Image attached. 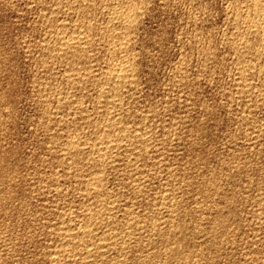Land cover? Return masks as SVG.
<instances>
[{"label":"rangeland","instance_id":"374dc122","mask_svg":"<svg viewBox=\"0 0 264 264\" xmlns=\"http://www.w3.org/2000/svg\"><path fill=\"white\" fill-rule=\"evenodd\" d=\"M57 1L55 0L54 3L53 0H0V170H4L0 174L4 178L0 177L3 180H0V195H2L0 197V264H54L60 257L61 262H57L58 264H65L66 262V264L82 263L79 261L78 254L70 257V259L68 258V260H66V257H68L66 254L62 255L60 251L62 238L58 231L64 224L66 227L71 225V227H77L79 225L77 227L79 228L81 225L83 226L85 224V214L89 211L90 206L95 205L93 208H103V211L106 212L99 216L101 218L99 220L102 221V215L103 219L106 218V220L111 215L110 219H115L114 227L117 228V232L119 234L123 232L119 237L124 236L123 238L126 239L122 241L123 238L118 237L117 241L119 242L115 246L120 247H111L112 249L110 248L111 250L108 251L105 257L100 256L99 253H95L96 257H94L93 254V256H90L93 260L91 261L89 257L87 264H162V262L163 264L165 262V264H264V40H261L259 35L256 36L257 34L254 35V33L248 32L243 17L238 13L237 5L246 0H150V3L147 0H122L123 2L121 0H95V2L94 0H87L90 3L88 4L89 7L91 6L92 9L91 7L85 9V5H87L85 0H80V2L79 0ZM119 1L120 3H118ZM130 1L134 2L135 7L137 5L136 9L133 4H130L133 3ZM60 3L62 5H59ZM104 4H108V7ZM71 6L74 9H71ZM112 7L118 10L121 9V11L127 9L125 12L138 9L141 14L134 23L137 27L133 25L134 28H130V33H132L130 38L132 39L129 38L128 45H126L128 46L127 50H129L124 53H119L121 51L115 49V52H118L112 54L113 51L109 49L110 45L104 42L110 36L102 29L108 23H106L108 19L106 12ZM140 7H143L142 10H140ZM93 9H95V12ZM81 10H83L85 17L80 12ZM85 10L90 13L85 12ZM50 11L54 12L53 16ZM103 11L107 17H105ZM247 12L251 13L250 10ZM247 12L246 14H248ZM47 14H50V20L52 18V20L57 21L53 20L54 24L49 18L47 21ZM71 15H73V18H71ZM89 17L90 19H88ZM69 18L72 20H69ZM64 20H68V24ZM60 22L65 27L61 24L57 25ZM72 23L78 26L75 27ZM85 23L91 26L93 30H97H94L95 33L98 32L95 37L99 38V35L101 36L99 39L94 38L93 46L87 47L86 54H90L92 57L94 55V58L92 59L89 55L92 59V62L88 63L90 66L86 64L82 67L81 70L86 67V69L88 68L87 73L88 71L91 72L87 74L84 69L83 73L89 76L88 79L85 78L87 80L84 79L81 83L75 79V71L71 68L68 69L69 67L67 68L66 57L60 56L57 58L56 55L54 57L56 51L52 49H57L59 46L58 42H54L58 41V36L66 35L69 31L73 33L76 29L83 28ZM95 25H98V27ZM50 33L56 35L58 33V35ZM49 36L54 37L56 40ZM112 36L114 37L115 34H112ZM245 37L249 45L243 46L239 42V38ZM102 38L103 40H101ZM97 42L99 43L97 44ZM45 44H48L46 48ZM94 49L96 50L94 51ZM46 51L48 53L50 51V53L48 54ZM89 51L90 53H88ZM91 51L93 54H91ZM104 52H107V54ZM119 54L123 57H119ZM44 57H49V59H44ZM96 59L99 60L96 61ZM122 59L131 61L132 66L136 65L133 66V69L136 70H134L135 76H133V82L132 80L128 81L127 86L124 85L125 88L123 87L121 91V93H125V95L121 94L120 100V106L123 105V110L120 109L121 107L110 108L107 113L112 112L117 119H120L116 122L120 125L115 124L116 129L124 126L133 136L138 135L139 132L141 134L146 133L147 136L145 134L146 137H143L146 138V141L143 140L147 144L144 143L145 146L142 144V150L140 149L141 152L138 153L140 156L138 154H130L129 156L126 148L123 147L119 148L121 151L117 149L112 152V154L115 153L114 156H111L112 163H110L111 165L108 164V167L105 166L109 169L104 167L102 171L105 170L106 172H103V175L102 172L100 173L103 179L105 176V179L102 180L104 183L101 186L105 190L101 187L100 189L104 191L102 193L106 196L102 195L105 198L99 196V198L101 197L99 199L98 196H95V193L89 192L91 191V182L88 183V181L90 179L92 181L94 175L91 178L90 173L92 172L88 169L90 168L88 158L85 156L84 160L82 159L80 162L83 164L79 163L76 167L70 155L63 150L64 148L59 140L62 142L70 137H79L82 133V135L91 136L90 142L83 141V146L80 144L81 148H85L88 152L91 151L89 152L92 153L90 157H96L95 159L100 157L104 150H102L101 140L94 139L95 136H98L96 130L100 127H97L95 117H99L102 112V114L106 113V110H102L99 105L100 102L103 103L102 100L105 97L101 98L102 94L100 92L103 86L96 79L98 77L99 80L103 79L104 75L111 69L110 64L114 68ZM43 60L46 62H43ZM42 63L47 67L42 66ZM247 64L248 66H246ZM90 68L91 70H89ZM93 70L95 71L94 74H92ZM103 72L104 74H102ZM68 73L70 77H68ZM72 78L75 80H72ZM89 80L90 82H88ZM74 81L76 82L74 83ZM96 81L97 84H95ZM131 83H135L136 86L135 84L134 86L131 85ZM73 85H77L79 88L73 87ZM45 86H48V88ZM38 90L41 92L39 93ZM53 90L57 92L55 93ZM60 93H67L68 96ZM65 97H69V100L72 101ZM68 101L73 103L72 108L71 103H68ZM77 101L80 103H77ZM59 104L62 106H59ZM78 104H82V106ZM96 104L99 109L95 106ZM96 108L100 111H96ZM75 109H78L77 113ZM112 110L116 111L113 112ZM83 111L85 114H83ZM120 112L121 114H119ZM84 116L85 118H82ZM71 119L77 120V122H73ZM145 124L147 127L144 126ZM132 129L133 132L135 130L137 133H133ZM94 131L96 134H93ZM94 142L97 144H94ZM87 143L88 145L90 143V145L88 146ZM94 146L95 148L97 146L98 150L93 148ZM85 149L83 150L87 152ZM144 149H147L146 152ZM142 156L146 157L142 159ZM131 162L134 163H132L134 169L130 164ZM66 168L68 170L72 169L73 173L70 174L71 170L68 171ZM86 169L90 173L86 172L88 171ZM140 171H143V173ZM5 172L8 174L3 175ZM140 174H144V177ZM136 176L137 178L138 176L141 177V179L137 180ZM5 178L7 181H5ZM54 178L56 182H61L55 183ZM8 185L11 187H8ZM48 186L52 191L49 190ZM11 188L14 190L9 191ZM58 191L59 193H57ZM87 192H89L87 195L91 197L88 198ZM12 194L13 197H11ZM47 194H51V196ZM86 196L87 198H85ZM98 199L102 203V200H104L103 207V204L99 205L101 202ZM105 199H110L111 202L114 199L113 201H116V204L114 203V205L113 202L107 204ZM111 208L114 212L110 210L112 213H107L108 209ZM69 209L72 211L71 214L68 211ZM85 209L88 211L86 210V212ZM65 212L67 213L65 214ZM128 212H130V215ZM63 214L67 218H64ZM218 216H220L218 219L221 216L222 218L217 220ZM172 218H175L174 223ZM215 219L216 221H214ZM221 220H223V223L221 222L218 225L217 223H220ZM59 223L64 224L60 225ZM130 223L133 231L130 228L127 230L126 226H131ZM133 223H136L134 224L136 228ZM169 223L171 224L169 225ZM214 223H216L217 228ZM58 224L59 227H57ZM98 224L99 227L103 226L100 221ZM171 227L173 230L170 229ZM175 228L177 232L174 231ZM129 234H132V236L130 237ZM180 238L183 242L180 241ZM98 239L97 237L96 241ZM124 242H126L125 245ZM121 246H126L125 251L120 250L122 249ZM142 247L143 249H141ZM78 249H81V247L77 248L75 253L80 252ZM50 251L52 252L50 253ZM55 252H58L59 257ZM178 254L180 255L178 256ZM97 255L99 256L97 257ZM196 257L197 259L194 260Z\"/></svg>","mask_w":264,"mask_h":264},{"label":"bare ground","instance_id":"6f19581e","mask_svg":"<svg viewBox=\"0 0 264 264\" xmlns=\"http://www.w3.org/2000/svg\"><path fill=\"white\" fill-rule=\"evenodd\" d=\"M54 1V3H55V0H53ZM57 1V0H56ZM59 1V0H58ZM57 1V2H58ZM61 1V0H60ZM71 1V0H70ZM86 2H87V0H85ZM90 1V0H89ZM108 1V0H107ZM118 1V0H117ZM122 1V0H121ZM126 1V0H125ZM124 1V2H125ZM134 1V0H133ZM133 1H130V2H133ZM136 1V0H135ZM138 1V0H137ZM147 1H149V3H150V0H147ZM44 2V1H43ZM78 2V1H77ZM79 2H80V0H79ZM79 2H78V5H79ZM92 2V1H91ZM94 2H95V0H94ZM93 2V3H94ZM123 2V1H122ZM121 2V3H122ZM129 2V3H130ZM241 2V1H240ZM72 3V2H71ZM99 3H100V1H99ZM118 3H120V1L118 2ZM142 3V2H141ZM242 3V2H241ZM34 4V3H33ZM41 4V3H40ZM45 4H46V2H45ZM58 4V3H57ZM66 4V3H65ZM75 4V3H74ZM86 4V3H85ZM84 4V5H85ZM88 4H90L89 2H87V5ZM97 4V3H96ZM101 4V3H100ZM103 4V3H102ZM125 4V3H124ZM130 4H133V7L136 9L137 8V5H136V7L134 6V2L133 3H130ZM138 4V3H137ZM142 4H145V3H142ZM53 5V4H52ZM59 5H62V3H60ZM82 5V4H81ZM87 5H85L86 6V8L85 9H87V7H89V5L87 6ZM105 5V4H104ZM113 5H116V4H113ZM126 5V4H125ZM124 5V6H125ZM139 5V4H138ZM50 6V5H49ZM70 6V5H69ZM83 6V5H82ZM97 6H98V4H97ZM100 6V5H99ZM105 6H107L108 7V4L107 5H105ZM112 6V5H111ZM118 6V5H117ZM130 6V5H129ZM140 6V5H139ZM139 6H138V8H139ZM142 6V5H141ZM55 7V6H54ZM74 7H76V6H74ZM79 7V6H78ZM91 7V6H90ZM89 7V8H90ZM101 7V6H100ZM103 7V6H102ZM132 7V8H133ZM237 7H238V13H240L241 14V16L243 17V19H244V21H245V23H246V25H247V30H248V32L249 33H254V35L255 34H257L256 36H260V39L261 40H264V0H246V1H244L242 4H240V5H237ZM60 8H61V6H60ZM69 8V7H68ZM88 8V9H89ZM95 8V7H94ZM120 8V7H119ZM124 8V7H123ZM126 8H127V6H126ZM131 8V9H132ZM141 8V7H140ZM143 8V7H142ZM142 8L140 9V10H142ZM147 8V7H146ZM50 9V8H49ZM53 9V8H52ZM51 9V10H52ZM59 9V8H58ZM57 9V10H58ZM71 9H74L73 8V6H71ZM75 9H78V8H75ZM82 9V8H81ZM91 9H92V7H91ZM97 9H98V7H97ZM97 9H96V11H97ZM103 9H104V7H103ZM129 9V8H128ZM61 10V9H60ZM60 10H59V12H60ZM101 10H102V8H101ZM100 10V11H101ZM124 10V9H123ZM123 10L121 11V9L120 10H118V9H115V8H111V9H109V10H107V16H108V19H107V21H106V26L102 29V30H104V31H106V33H109V38L106 40V41H104V42H107L109 45H110V50L111 51H113L112 52V54L115 52V49H117V50H120L121 52H119V53H124V52H126V51H128L127 50V47L128 46H126V45H128V40H129V38H130V34L132 35V33H130L131 31H130V28L131 27H133V25H135L134 23L136 22V20L138 19V17H139V10L137 9V10H134V11H127V12H125V10H127V9H125L124 10V12H123ZM250 10V12L251 13H248L247 11H249ZM62 11V10H61ZM72 11H74V10H72ZM71 11V12H72ZM77 11H79V10H77ZM90 11V10H89ZM93 11L95 12V9H93ZM99 11V10H98ZM105 11V10H104ZM103 11V12H104ZM52 11H50V13H51ZM57 12V11H56ZM55 12V13H56ZM70 12V11H69ZM80 12H82L83 13V10H81ZM79 12V13H80ZM85 12H88L87 10H85ZM92 12V11H91ZM246 12L248 13V14H246ZM53 14H51L52 16L54 15V12H52ZM67 13V12H66ZM88 13H90V12H88ZM93 13V12H92ZM98 13V12H97ZM97 13H95V14H97ZM99 13H101V12H99ZM46 14V13H45ZM59 14H61V13H59ZM67 14H69V13H67ZM72 14H73V12H72ZM103 14V13H102ZM48 15V14H47ZM50 15V14H49ZM49 15H48V17H46L47 18V21H48V18H49ZM58 15V14H57ZM84 17H85V14L83 13L82 14ZM86 15H88V14H86ZM94 15V14H93ZM100 15V14H99ZM104 15H105V12H104ZM105 15V17H107ZM141 15V14H140ZM239 15V14H238ZM40 16V15H39ZM59 16V15H58ZM64 16V15H63ZM66 16V15H65ZM73 15H71V18H73L72 17ZM83 16H82V18H83ZM90 16V15H89ZM103 16V15H102ZM51 17V16H50ZM78 17H80V16H78ZM91 17V16H90ZM90 17L88 18V19H90ZM96 17V16H95ZM98 17V16H97ZM141 17V16H140ZM64 18H68V17H64ZM71 18H69V20L71 19ZM77 18V17H76ZM81 18V17H80ZM79 18V19H80ZM87 18V17H86ZM92 18H93V16H92ZM92 18H91V20H92ZM103 18H104V16H103ZM239 18V17H238ZM58 19H59V17H58ZM101 19V18H100ZM49 20H50V18H49ZM51 20H52V18H51ZM50 20V21H51ZM54 20V19H53ZM52 20V21H53ZM62 20H63V18H62ZM72 20V19H71ZM85 20V19H84ZM95 20V19H94ZM240 20V19H239ZM51 21V22H52ZM55 22L57 21V20H54ZM54 21H53V24H54ZM66 20H64V22H65ZM68 21V20H67ZM66 21V22H67ZM76 21V20H75ZM237 21V20H236ZM243 21V22H244ZM51 22H49V23H51ZM77 22V21H76ZM239 22V21H238ZM43 23V22H42ZM70 23V22H69ZM84 23V22H83ZM86 23H89V22H86ZM86 23L85 24H83V25H85V26H83V28H79V29H76V31H74L73 33H71L70 31V33L68 34H66V35H62V36H58V38L56 37L57 35H58V33H57V35L56 34H54V33H50V34H54V35H56L55 37L58 39V41H54V42H58L59 43V46L57 47V49L55 48V49H52V50H55L54 52V57H55V55L57 56V58L58 57H60V56H65L66 57V60H65V63H67V68L68 69H70L71 68V70H74L75 71V79L76 80H78V82H83L84 81V79L87 77V79H88V76H87V74L89 73V72H91V71H88V73H87V70H88V68L86 69V67L85 68H83V70H81L82 69V67H84V65L86 66V64L88 65V63H91L92 62V59L94 58V55H93V57L91 56V58H90V56L88 55V54H86V50H87V47L89 46V48H90V46H93V44H94V38L96 39V37H95V34H97L98 35V32H96L95 33V31H97V30H93V28H91V26H89V25H86ZM139 23V22H138ZM61 24V22L59 23V24H57V25H60ZM67 24H68V22H67ZM73 24V23H72ZM74 24H75V22H74ZM73 24V25H74ZM79 24H80V22H79ZM92 24V23H91ZM95 24V23H94ZM93 24V25H94ZM103 24V23H102ZM101 24V25H102ZM140 24V23H139ZM56 25V26H57ZM61 25H63V24H61ZM93 25H92V27H93ZM101 25H100V27H101ZM241 25V24H240ZM242 25H244V24H242ZM52 26V25H51ZM64 27H65V25H63ZM68 26V25H67ZM67 26H66V28H67ZM75 27L76 26H78V25H74ZM79 26H81V25H79ZM95 26H97L98 27V25H95ZM136 26V25H135ZM60 27V26H59ZM63 27V28H64ZM96 27V28H97ZM100 27H99V32H100ZM137 27V26H136ZM56 28V27H55ZM58 28V27H57ZM60 28H62V27H60ZM68 28H70V27H68ZM102 28V27H101ZM134 28V27H133ZM241 28V27H240ZM44 29H45V27H44ZM53 29H54V27H53ZM244 29V28H243ZM242 29V30H243ZM59 30V29H58ZM61 30V29H60ZM59 30V31H60ZM64 30V29H63ZM69 30V29H68ZM70 30H71V28H70ZM44 31V30H43ZM55 31V30H54ZM62 31V30H61ZM66 31H67V29H66ZM238 31V30H237ZM240 31V30H239ZM51 32V31H50ZM52 32H53V30H52ZM241 32V31H240ZM238 33V32H237ZM246 33V32H245ZM61 34H63V33H61ZM103 34V33H102ZM112 34L114 35L115 34V36L113 37L112 36ZM243 34V33H242ZM241 34V35H242ZM108 35V34H107ZM134 35V34H133ZM100 36L101 35H99V38H100ZM111 36H112V38H111ZM50 38H54V37H51V36H49ZM239 37V36H238ZM243 37V36H242ZM251 37V36H250ZM98 38V37H97ZM98 38V39H99ZM134 38V37H133ZM237 38V37H236ZM55 39V38H54ZM132 38H130V40H131ZM233 39H235V38H233ZM248 39V38H247ZM46 40V39H45ZM56 40V39H55ZM101 40H103V38L101 39ZM231 40V39H230ZM235 40H237V39H235ZM249 40V39H248ZM50 41V40H49ZM238 41V40H237ZM259 41V40H258ZM51 42V41H50ZM239 42H241L242 44H243V46L244 45H249V43H247V40H246V37L245 38H239ZM47 43V42H46ZM96 43V42H95ZM99 42H97V44H98ZM101 43H103V42H101ZM131 43V42H130ZM235 43V42H234ZM261 43V42H260ZM49 44V43H48ZM48 44H45V48H46V46L48 45ZM56 44V43H55ZM42 45H43V43H42ZM96 45V44H95ZM101 45V44H100ZM103 45H104V43H103ZM107 45V44H106ZM135 45V44H134ZM236 45V44H235ZM40 46V45H39ZM53 46H55V45H53ZM57 46V45H56ZM102 46V45H101ZM105 46V45H104ZM239 46V45H238ZM29 47V46H28ZM50 47V46H49ZM49 47H47V48H49ZM98 47V46H97ZM96 47V48H97ZM107 47H109V46H107ZM32 48V47H31ZM54 48V47H53ZM95 48V47H94ZM105 48V47H104ZM49 49H51V48H49ZM98 49H99V47H98ZM100 49H102L101 47H100ZM108 49V48H107ZM108 49V50H109ZM134 49V48H133ZM96 49H94V51H95ZM106 50V49H105ZM104 50V51H105ZM243 50H244V48H243ZM92 51H93V49H92ZM91 51V54H93V52ZM47 52V51H46ZM97 52V51H96ZM108 52V51H107ZM107 52L105 53V54H107ZM116 52H118V51H116ZM115 52V53H116ZM48 53V52H47ZM49 53H50V51H49ZM48 53V54H49ZM53 53V52H52ZM88 53H90V51L88 52ZM132 53V52H131ZM101 54V53H100ZM111 54V55H112ZM118 54V53H117ZM42 55H44L43 53H42ZM120 56L119 57H123V56H121V54H119ZM129 55H131L130 53H129ZM106 56V55H105ZM114 56V55H113ZM128 56V55H127ZM126 56V57H127ZM52 57V56H51ZM104 57V56H103ZM102 57V58H103ZM110 58H111V56H109ZM115 57H117V56H115ZM114 57V58H115ZM125 57V58H126ZM131 57V56H130ZM46 57H44V59H45ZM96 58V57H95ZM99 58H101V57H99ZM106 58V57H105ZM128 59H129V57H127ZM132 58V57H131ZM46 59H49V57L48 58H46ZM117 59H118V57H117ZM41 60H42V58H41ZM99 59H96V61H98ZM111 60H112V58H111ZM120 60V59H119ZM130 60V59H129ZM129 60H127V59H122L121 61H119V62H116V63H119V64H117V65H115V67L114 68H112V66H111V64H110V67H111V69L109 70V69H107V70H109L105 75H104V78L103 79H101V80H99L98 78L96 79L98 82H99V84H101L103 87H102V91L100 92V94H102V96H101V98H104V100H102L103 101V103L102 102H100V101H98V102H100L101 104H99L100 105V108H102V110H106V113L107 112H109L108 111V109H116L117 107H121L120 109H122L123 110V108H122V106H120V100H121V94H124L125 95V93L123 92V93H121V91H122V89H123V87L125 88V86L124 85H126L127 86V82L128 81H131L132 80V82H133V76H135L134 75V70L135 69H133V66L130 64V62L131 61H129ZM131 60H133V58L131 59ZM45 60H43V62H44ZM118 61V60H117ZM46 62V61H45ZM55 62V61H54ZM62 62V61H61ZM60 62V63H61ZM63 62H64V60H63ZM63 62H62V64H63ZM48 63V62H47ZM46 63V64H47ZM57 63V62H56ZM59 63V64H60ZM95 64H96V62H94ZM112 63V62H111ZM44 63H42V66H45V65H43ZM49 64V63H48ZM106 64H107V62H106ZM109 64V63H108ZM114 64H115V62H114ZM133 64V63H132ZM136 64V63H135ZM92 65V64H91ZM97 65V64H96ZM98 65H99V62H98ZM242 65H243V63H242ZM64 66V65H63ZM88 66H90V65H88ZM87 66V67H88ZM93 66V65H92ZM103 66V65H102ZM136 66V65H135ZM134 66V67H135ZM246 66H248V64L246 65ZM40 67V66H39ZM45 67H47V65L45 66ZM98 67V66H97ZM97 67H94V68H97ZM107 67V66H106ZM50 68V67H49ZM53 68V67H52ZM60 68V67H59ZM62 68V67H61ZM93 68V69H94ZM101 68V67H100ZM248 68V67H247ZM45 69V68H44ZM64 69V68H63ZM86 70V73H83V71H85ZM46 70H47V68H46ZM49 70V69H48ZM50 70H51V68H50ZM66 70V69H65ZM89 70H91V68L89 69ZM95 70V69H94ZM92 71L93 73L92 74H94V72L95 71ZM52 71V70H51ZM136 71V70H135ZM46 72V71H45ZM48 72V71H47ZM50 72V71H49ZM57 72H58V70H57ZM67 72H68V70H67ZM66 71H65V73H67ZM104 72L102 73V74H104ZM242 72V71H241ZM72 73V72H71ZM70 73V75H72V74H74V73H72L71 74ZM97 73V72H96ZM95 73V74H96ZM90 74V73H89ZM241 74V73H240ZM64 74L62 73V76H63ZM41 76V75H40ZM47 76V75H46ZM51 76H52V74H51ZM59 76V75H58ZM58 76H57V78H58ZM61 76V77H62ZM66 76V75H65ZM91 76V75H90ZM94 76H96V75H94ZM103 76V75H102ZM60 77V78H61ZM68 77H70L69 76V73H68ZM68 77L66 76V78L68 79ZM71 77H73V76H71ZM93 77V76H92ZM97 77V76H96ZM90 78V77H89ZM95 78V77H94ZM102 78V77H101ZM136 78L138 79V77L136 76ZM61 79H63V78H61ZM65 79V78H64ZM74 78H72V80H73ZM74 79V80H75ZM87 79H85V80H87ZM136 79V80H137ZM66 80V79H65ZM70 80V79H69ZM93 80V79H92ZM95 80V79H94ZM93 80V81H94ZM92 81V82H93ZM95 82V84H97L98 82ZM51 82V81H50ZM70 82H71V80H70ZM76 81H74V83H75ZM86 82V81H85ZM88 82H90V80L88 81ZM91 82V83H92ZM135 82V81H134ZM137 82V81H136ZM41 83V82H40ZM39 83V84H40ZM51 83H53V82H51ZM69 83V82H68ZM73 83V82H72ZM73 83V84H74ZM43 84V83H42ZM42 84H40V85H42ZM58 84V83H57ZM88 84V83H87ZM93 84V83H92ZM128 84H130V83H128ZM135 84V83H134ZM134 84H132L131 83V85H133L134 86ZM44 85V84H43ZM55 85V84H54ZM61 85V84H60ZM67 85H69V84H67ZM72 85V84H71ZM82 85V84H81ZM248 85V84H247ZM52 87H53V85H51ZM66 86V85H65ZM75 85H73V87H74ZM99 86V85H98ZM135 86H136V84H135ZM41 87V86H40ZM45 87H47L48 88V86H45ZM44 87V88H45ZM68 87V86H67ZM72 87V86H71ZM75 87H77V85L75 86ZM84 87H85V85H84ZM83 87V88H84ZM108 88V89H106V88ZM132 87V86H131ZM39 88V87H38ZM42 88H43V86H42ZM51 88V87H50ZM58 88V87H57ZM77 88H79V87H77ZM81 88V87H80ZM93 88V87H92ZM101 88V87H100ZM246 88V87H245ZM39 89H41V88H39ZM53 89V88H52ZM55 89V88H54ZM71 89H73V88H71ZM70 89V90H71ZM99 89V88H98ZM97 89V90H98ZM137 89V88H136ZM243 89V88H242ZM44 90V89H43ZM68 90V89H67ZM81 91H82V89H80ZM101 90V89H100ZM126 90V89H125ZM128 90V89H127ZM244 90V89H243ZM39 91V90H38ZM54 91V90H53ZM59 91V90H58ZM65 91V90H64ZM86 91H88V90H86ZM41 91H39V93H40ZM43 92V91H42ZM48 92V91H47ZM52 92V91H51ZM55 92V91H54ZM54 92H53V94H54ZM57 92V91H56ZM55 92V93H56ZM68 92H70V91H68ZM83 92V91H82ZM98 92V91H97ZM261 92V91H260ZM45 93H46V91H45ZM63 93V92H62ZM65 93V92H64ZM72 93V92H71ZM96 93V92H95ZM130 93H131V91H130ZM241 93H243V92H241ZM43 94V93H42ZM47 94V93H46ZM45 94V95H46ZM51 94V93H50ZM58 94H59V92H58ZM61 94V93H60ZM84 94V93H83ZM90 94V93H89ZM99 94V95H100ZM133 94V93H132ZM262 94V93H261ZM44 95V94H43ZM61 95H67V93L66 94H61ZM92 95V94H91ZM98 95V94H97ZM50 96V95H49ZM48 96V97H49ZM52 96V95H51ZM64 96H63V99H64ZM68 96V95H67ZM3 97V96H2ZM43 97V96H42ZM47 97V96H46ZM60 97V96H59ZM96 97V96H95ZM100 97V96H99ZM98 97V98H99ZM124 97V96H123ZM130 97V96H129ZM44 98V97H43ZM42 98V99H43ZM52 98H54V97H52ZM66 98V97H65ZM81 98V97H80ZM100 98V99H101ZM4 99V98H3ZM46 100L48 99V98H45ZM55 99V98H54ZM58 99V98H57ZM60 99V98H59ZM62 99V98H61ZM66 99H68L69 100V97L68 98H66ZM66 99H65V101H66ZM82 99V98H81ZM77 100V99H76ZM45 101V100H44ZM50 101V100H49ZM69 101H72V100H69ZM68 101V103H71V102H69ZM80 101V100H79ZM79 101H77V103H80ZM123 101V100H122ZM132 101V100H131ZM41 102V101H40ZM62 102H63V100H62ZM62 102H60V103H62ZM67 102V101H66ZM96 102H97V100H96ZM2 103V102H1ZM76 103V104H77ZM46 104H48V103H46ZM50 104V103H49ZM48 104V105H49ZM57 104V103H56ZM66 105H67V103H65ZM73 103H71V105H72ZM75 104V103H74ZM124 104V103H123ZM48 105H46V106H48ZM51 105V104H50ZM61 104H59V106H60ZM63 106H64V103L62 104ZM61 105V106H62ZM78 105H80V104H78ZM43 106H45V105H43ZM77 106V105H76ZM80 106H82V104L80 105ZM95 106H97V108L99 107L97 104L95 105ZM133 106V105H132ZM66 107V106H65ZM73 107V105L71 106V108ZM125 107H127V106H125ZM50 108V107H49ZM54 108V107H53ZM76 108V107H75ZM77 108H78V106H77ZM81 108H83V107H81ZM96 108V109H97ZM51 109V108H50ZM68 109V108H67ZM80 109V108H79ZM85 109V108H84ZM83 109V110H84ZM95 109V110H96ZM99 109V108H98ZM96 110V111H100V110ZM119 109V108H118ZM78 110V109H77ZM77 110L75 109V111H76V113H77ZM102 110H101V112H102ZM136 110H137V108H136ZM58 111H62V110H58ZM65 111V110H64ZM71 111V110H70ZM74 111V112H75ZM80 111V110H79ZM87 111V110H86ZM113 111V110H112ZM116 111V110H115ZM115 111H113V112H115ZM118 111V110H117ZM45 112V111H44ZM56 112V111H55ZM84 112V111H83ZM94 112V111H93ZM126 112V111H125ZM130 112V111H129ZM134 112V111H133ZM60 113V112H59ZM63 113V112H62ZM71 113V112H70ZM75 113V114H76ZM87 113V112H86ZM103 113V112H102ZM101 113V115L99 116V117H95V123L97 124V127L98 126H100L96 131H97V134H98V136H95V138L94 139H96L97 138V140H101V144L103 145V148H102V150H104L103 151V153H101L100 154V157L98 158V159H95L94 157H90V154L92 155V153H89V152H91V151H87L85 148H83V149H85L87 152H88V154H87V152H85L82 148H81V145L84 143L83 141H85V142H90L91 141V136L90 137H88V136H86V135H78L79 137H75V138H71L70 137V135H69V137L70 138H67V139H65V140H63L62 142H61V140H59V143H61L62 144V146H63V148H61V149H63L64 151H65V153L66 154H69L70 155V157L72 158L71 160L72 161H74L73 163H74V165H76V167H77V165L81 162V160L83 159V158H85V156H86V158H88V161H89V164L87 163V161H86V163L88 164V166L90 167V168H88L92 173H90V171L88 170V169H86V170H88V171H86V172H88V173H90V175H91V178H92V176H93V178H92V181H91V179L89 180V178H88V183H90V186H91V191H89V192H91L92 194L93 193H95L96 195L95 196H98V198H99V196H102V195H104L102 192H104L102 189H104L105 190V188H102L101 186H102V183H104V181L102 182V180H104L105 179V176H104V179L102 178L103 176V172H106L105 170L104 171H102L103 170V168L107 165V167H108V164H110V163H112V160H111V156L113 155H115V153L114 154H112V152L113 151H115V150H117V149H119V148H121V147H123V148H126V151H127V153L129 154V156H130V154H138L139 153V151H140V149L142 148L141 146H145V144H147V143H145V141H146V138L144 139L143 137H146L147 136V134H146V136H144L145 134H141L140 132L138 133V135L136 134L137 132L134 130V132H135V134H136V136L134 135L133 136V134L131 135L130 133H129V130L127 129V128H124V126L122 127V126H120L121 128H118V129H116L115 128V124H117V125H120V124H118V123H116V122H118L117 120H120L119 118L117 119L116 118V115L115 114H112V112H110V114H106V113H104V114H102ZM43 114V113H42ZM52 114V113H51ZM69 114V113H68ZM72 114H73V111H72ZM82 114V113H81ZM83 114H85V112L83 113ZM118 114V113H117ZM119 114H121V112L119 113ZM123 114H124V111H123ZM66 115V114H65ZM71 115V114H70ZM78 115V114H77ZM90 115V114H89ZM89 115H87V116H89ZM132 115H133V113H132ZM44 116V115H43ZM51 116V115H50ZM53 116V115H52ZM75 116V115H74ZM80 116V115H79ZM81 116H83V115H81ZM86 116V117H87ZM91 116V115H90ZM121 116V115H120ZM119 116V117H120ZM123 116V115H122ZM130 116V115H129ZM151 116V115H150ZM69 117V116H68ZM135 117V116H134ZM143 117V116H142ZM45 118V117H44ZM61 118V117H60ZM65 118V117H64ZM73 118V117H72ZM77 118V117H76ZM82 118H85V116L84 117H82ZM87 118H89V117H87ZM91 118V117H90ZM126 118V117H125ZM141 118V117H140ZM48 119V118H47ZM52 119V118H51ZM75 119V118H74ZM78 119V118H77ZM80 119V118H79ZM94 119V118H93ZM92 119V120H93ZM9 120V119H8ZM53 120V119H52ZM56 120V119H55ZM54 120V121H55ZM67 120V119H66ZM72 120V119H71ZM71 120H70V122H71ZM85 120H87V119H85ZM91 120V119H90ZM91 120V121H92ZM130 120V119H129ZM148 120V119H147ZM49 121V120H48ZM65 121V120H64ZM73 122L74 121H76L77 122V120H72ZM146 121V120H145ZM144 121V122H145ZM52 122V121H51ZM66 122V121H65ZM86 122H89V121H86ZM94 122V121H93ZM147 122V121H146ZM148 122H150V121H148ZM0 123H1V121H0ZM62 123H64V122H62ZM69 123V122H68ZM68 123H65V124H68ZM85 123V122H84ZM119 123H121L120 121H119ZM122 123H124V122H122ZM60 124H61V122H60ZM64 124V125H65ZM71 124H72V122H71ZM76 124V123H75ZM125 124V123H124ZM136 124V123H135ZM50 125V124H49ZM69 125V124H68ZM83 125V124H82ZM85 125V124H84ZM128 125V124H127ZM59 126V125H58ZM67 126V125H66ZM141 126H142V124H141ZM145 127H147L146 126V124L144 125ZM68 127V126H67ZM71 127V126H70ZM83 127H85V126H83ZM119 127V126H118ZM125 127H126V125H125ZM128 127V126H127ZM130 127V126H129ZM132 127V126H131ZM61 128V127H60ZM92 128H94V127H92ZM65 129V128H64ZM63 129V130H64ZM72 129V128H71ZM130 129V128H129ZM136 129V128H135ZM142 129V128H141ZM141 129H139V130H141ZM4 130V129H3ZM67 130V129H66ZM88 130V129H87ZM131 130V129H130ZM142 131V130H141ZM52 132V131H51ZM65 132V131H64ZM73 132V131H72ZM95 132V131H94ZM132 132H133V129H132ZM133 132V133H134ZM145 132V131H144ZM45 133V132H44ZM70 133V132H69ZM93 133V132H92ZM150 133V132H149ZM93 134H96V132L95 133H93ZM76 135V134H75ZM88 135V134H87ZM74 136V135H73ZM93 136V135H92ZM51 137V136H50ZM94 137V136H93ZM61 138V137H60ZM145 141H144V140ZM150 139V138H149ZM50 141V140H49ZM53 141H55L54 139H53ZM144 141V142H143ZM97 142V141H96ZM58 143V144H59ZM145 143V144H144ZM149 143V142H148ZM53 144V143H52ZM81 144V145H80ZM94 144H97V143H95L94 142ZM143 144V145H142ZM56 145V144H55ZM85 145V144H84ZM87 145H88V143H87ZM86 145V146H87ZM89 145H90V143H89ZM88 145V146H89ZM93 145V144H92ZM57 146V145H56ZM59 146V145H58ZM83 146V145H82ZM98 146V145H97ZM97 146H96V148H95V146L93 147V148H95V149H97L98 150V148H97ZM151 146V145H150ZM155 146V145H154ZM147 147H149V146H147ZM91 148V147H90ZM90 148H89V150H90ZM144 148V147H143ZM149 148H151V147H149ZM56 149V148H55ZM54 149V150H55ZM95 149H93V150H95ZM92 150V151H93ZM101 150V151H102ZM123 150V149H122ZM142 150V149H141ZM147 150V149H146ZM146 150L144 149V151L146 152ZM119 151H121V149H119ZM135 151H137V152H135ZM143 151V152H144ZM151 151H153V150H151ZM97 152V151H96ZM141 152V151H140ZM13 153V152H12ZM56 153V152H55ZM62 153H64V152H62ZM98 153V152H97ZM123 153H124V151H123ZM1 154V153H0ZM58 154V153H57ZM65 154V155H66ZM99 154V153H98ZM118 154H120V153H118ZM141 154H143V153H141ZM64 155V154H63ZM126 155V154H125ZM145 155V154H144ZM56 156V155H55ZM68 156V155H67ZM66 156V157H67ZM99 156V155H98ZM126 156H128V155H126ZM134 156V155H133ZM137 156V155H136ZM136 156H135V158H136ZM138 156H140L139 154H138ZM3 157V156H2ZM64 157V156H63ZM69 157V156H68ZM118 157V156H117ZM144 157H146V156H144ZM143 156L141 157L142 159L144 158ZM17 158V157H16ZM54 158V157H53ZM129 158V157H128ZM127 158V159H128ZM64 159H65V157H64ZM136 159H138V158H136ZM135 159V160H136ZM3 160V159H2ZM66 160V159H65ZM70 160V159H69ZM84 160V159H83ZM93 160V161H92ZM120 160V159H119ZM126 160V159H125ZM131 160H133V159H131ZM139 160V159H138ZM137 160V161H138ZM15 161V160H14ZM17 161V160H16ZM113 162H115V161H113ZM2 163V162H1ZM6 163V162H5ZM85 163V162H84ZM86 163H85V165H86ZM117 163V162H116ZM132 163L133 162H131L130 164H131V166H132ZM156 163V162H155ZM71 164V163H70ZM70 164H68V165H70ZM80 164H83V163H80ZM115 164V163H114ZM127 164H129V163H127ZM126 164V165H127ZM134 164V163H133ZM2 165H3V163H2ZM6 165V164H5ZM51 165V164H50ZM67 165V166H68ZM111 165V164H110ZM117 165V164H116ZM136 165V164H135ZM72 166V165H71ZM70 166V168H72ZM82 166H84V165H82ZM87 166V167H88ZM113 167H114V165H112ZM130 166V167H131ZM134 166V165H133ZM133 166H132V168H133ZM147 166V165H146ZM2 167V166H1ZM5 167V166H4ZM63 167H65V166H63ZM69 167V166H68ZM67 167V168H68ZM80 167H81V165H80ZM86 167V166H85ZM86 167V168H87ZM140 167V166H139ZM66 168V169H67ZM82 168V167H81ZM106 168V167H105ZM115 168V167H114ZM135 168H137V167H135ZM158 168V167H157ZM65 169V168H64ZM73 169V168H72ZM72 169H69V170H71L69 173L71 174V172L73 173V171H72ZM106 169H109V168H106ZM123 169V168H122ZM131 169V168H130ZM134 169V168H133ZM140 169V168H139ZM143 169V168H142ZM151 169H153V168H151ZM3 169H1L0 170V174H2V171ZM68 170V169H67ZM68 170V171H69ZM78 170V169H77ZM115 170V169H114ZM5 171H7V170H5ZM58 171V170H57ZM75 172H77L76 170H74ZM79 171H80V169H79ZM78 171V172H79ZM111 171V170H110ZM132 171V170H131ZM135 171V170H134ZM133 171V172H134ZM138 171V170H137ZM145 171V170H144ZM159 171V170H158ZM3 172H4V170H3ZM45 172V171H44ZM82 172V171H81ZM83 172H85V171H83ZM102 172V175L100 174ZM109 172V171H108ZM141 172V171H140ZM149 172H150V169H149ZM63 173V172H62ZM141 173H143V171L141 172ZM6 174H8V173H6L5 172V174L3 173V175H6ZM55 174V173H54ZM68 174V173H67ZM69 174V175H70ZM82 174V173H81ZM87 174V173H86ZM106 174V173H105ZM104 174V175H105ZM130 174H132V173H130ZM136 174L137 175H139L137 172H136ZM41 175V174H40ZM68 175V176H69ZM76 175V174H75ZM78 175V174H77ZM127 175V174H126ZM126 175H125V177H126ZM144 174H140V176H143ZM175 175V174H174ZM55 176V175H54ZM59 176V175H58ZM74 176V175H73ZM107 176V175H106ZM128 176V175H127ZM146 176V175H145ZM1 178H3L2 176H0ZM5 177H7V176H5ZM62 177V176H61ZM60 177V178H61ZM81 177V176H80ZM111 177V176H110ZM116 177V176H115ZM135 177V176H134ZM144 177V176H143ZM147 177V176H146ZM145 177V178H146ZM173 177V176H172ZM9 178V177H8ZM44 178V177H43ZM59 178V179H60ZM136 178H137V176H136ZM171 178V177H170ZM4 179V178H3ZM6 179V178H5ZM57 179H58V177H57ZM108 179V178H107ZM110 179V178H109ZM129 179V178H128ZM138 179H141V177H139L138 176V178H137V180ZM147 179V178H146ZM1 180V179H0ZM44 180V179H43ZM49 180H51V179H49ZM53 180H55V178L53 179ZM61 180V179H60ZM70 180V179H69ZM145 180V179H144ZM170 180V179H169ZM175 180V179H174ZM1 181H3V180H1ZM5 181H7V179L5 180ZM135 181H136V179H135ZM143 181V180H142ZM145 181H147V180H145ZM172 181V180H171ZM170 181V182H171ZM177 181V180H176ZM21 182V181H20ZM19 182V183H20ZM38 182V181H37ZM40 182H42V181H40ZM39 182V183H40ZM55 183H60V182H56V180L54 181ZM69 182V181H68ZM106 182V181H105ZM115 182V181H114ZM2 183V182H1ZM87 183V184H88ZM137 183V182H136ZM143 183V182H142ZM142 183H141V185H142ZM47 184V183H46ZM50 184V183H49ZM54 184V183H53ZM63 184V183H62ZM125 184V183H124ZM140 184V183H139ZM138 184V185H139ZM214 184V183H213ZM42 185H43V183H42ZM55 185V184H54ZM57 185H59V184H57ZM61 185V184H60ZM106 185V184H105ZM133 185H135V184H133ZM175 185V184H174ZM10 185H8V187H9ZM51 186V185H50ZM89 186V185H88ZM104 186V185H103ZM166 186V185H165ZM6 187V186H5ZM11 187V186H10ZM40 187V186H39ZM44 187V186H43ZM49 187V186H48ZM55 187H56V185H55ZM60 187V189H61V186H59ZM100 187L102 188V189H100ZM124 187V186H123ZM122 187V188H123ZM197 187V186H196ZM45 188V187H44ZM51 188H52V186H51ZM54 188V187H53ZM70 188V187H69ZM142 188V187H141ZM171 188V187H170ZM179 188V187H178ZM213 188V187H212ZM22 189V188H21ZM48 189V188H47ZM46 189V190H47ZM59 189V188H58ZM76 189V188H75ZM88 189H89V187H88ZM109 189V188H108ZM206 189H207V187H206ZM0 190H1V188H0ZM14 190V189H13ZM12 190V188H11V190H9V191H13ZM36 190V189H35ZM46 190H44V191H46ZM49 190H50V187H49ZM61 190H63V189H61ZM65 190H67L66 188H65ZM82 190V189H81ZM90 190V189H89ZM127 190V189H126ZM180 190V189H179ZM217 190V189H216ZM215 190V191H216ZM4 191V190H3ZM2 191V193H4ZM8 191V190H7ZM8 191V192H9ZM50 191H52V190H50ZM49 191V192H50ZM60 191V190H59ZM59 191L57 192V193H59ZM166 191V190H165ZM1 192V191H0ZM48 192V193H49ZM64 192V191H63ZM84 192H85V190H84ZM89 192H87L86 193V195L89 193ZM134 192V191H133ZM158 192V191H157ZM161 192V191H160ZM177 192V191H176ZM179 192V191H178ZM181 192V191H180ZM11 193V192H10ZM14 193V192H13ZM44 193V192H43ZM47 193V192H46ZM52 193V192H51ZM56 193V192H55ZM62 193V192H61ZM71 193V192H70ZM108 193V192H107ZM106 193V194H107ZM129 193V192H128ZM142 193V192H141ZM182 193V192H181ZM205 193V192H204ZM1 194V193H0ZM7 194V193H6ZM9 194V193H8ZM7 194V195H8ZM53 194H54V192H53ZM64 194V193H63ZM76 194V193H75ZM110 194V193H109ZM112 194V193H111ZM140 194V193H139ZM149 194V193H148ZM161 194V193H160ZM3 195H5V194H3ZM47 195H49V194H47ZM123 195V194H122ZM164 195V194H163ZM173 195V194H172ZM179 195V194H178ZM207 195V194H206ZM219 195V194H218ZM2 195H0V197H1ZM49 196H51V194L49 195ZM57 196V195H56ZM59 196V195H58ZM67 196V195H66ZM77 196V195H76ZM88 196V195H87ZM87 196L85 197V198H87ZM104 196H106V195H104ZM104 196H102V198L104 197ZM110 196V195H109ZM113 196V195H112ZM111 196V197H112ZM158 196V195H157ZM177 196V195H176ZM217 196V195H216ZM263 196V195H262ZM11 197H13V194L11 195ZM47 197V196H46ZM71 197V196H70ZM81 197V196H80ZM89 197H91V196H88V198ZM108 197V196H107ZM130 197V196H129ZM134 197V196H133ZM139 197V196H138ZM164 197V196H163ZM166 197V196H165ZM10 198V197H9ZM25 198H26V196H25ZM65 198V197H64ZM72 198V197H71ZM93 198V197H92ZM91 198V199H92ZM94 198H96V197H94ZM101 198V197H100ZM99 198V199H100ZM105 198V197H104ZM108 198H110V197H108ZM176 198V197H175ZM6 199V198H5ZM4 199V200H5ZM13 199V198H12ZM98 199V200H99ZM115 199V198H114ZM113 199V200H114ZM117 199V198H116ZM148 199V198H147ZM164 199V198H163ZM178 199V198H177ZM2 200H3V198H2ZM71 200V199H70ZM86 200V199H85ZM96 200H97V198H96ZM96 200H93V201H96ZM105 200H107L106 202H107V204L109 203H112L113 202V204L116 202V201H113L112 200V202H111V200L109 199H105ZM132 200V199H131ZM142 200V199H141ZM172 200V199H171ZM65 201V200H64ZM89 201V200H88ZM100 202H101V200H99ZM103 201V203L101 202V203H99V205L101 204H103L102 205V207L104 206V200H102ZM136 201V200H135ZM163 201V200H162ZM141 202V201H140ZM154 202V201H153ZM155 202H156V200H155ZM93 203V202H92ZM96 203V202H95ZM123 203H125V202H123ZM147 203V202H146ZM24 204V203H23ZM64 204V203H63ZM69 204V203H68ZM98 204V203H97ZM116 204V203H115ZM114 204V205H115ZM161 204V203H160ZM180 204V203H179ZM9 205V204H8ZM93 205V204H92ZM95 205V204H94ZM98 205V206H99ZM112 205V204H111ZM162 205V204H161ZM16 206V205H15ZM60 206V205H59ZM90 206V205H89ZM96 206V205H95ZM95 206H93V207H95ZM110 206V205H109ZM108 206V207H109ZM124 206V205H123ZM163 206V205H162ZM173 206V205H172ZM177 206V205H176ZM82 207V206H81ZM80 207V208H81ZM92 206H90V209H89V211L87 210L88 209V207H87V209H85V211L87 212L85 215L86 216H84L85 217V224L82 226L81 225V227H79V228H77L79 225H77V227L75 228V227H71L72 225L70 224V222H69V224L71 225L70 227L69 226H65V224L64 223H66V222H64V221H62V222H64V223H62V224H60V225H63L64 224V226L60 229V228H58V229H60L58 232L60 233V236H61V238H62V241L60 242V244H62L61 245V250H60V248H58L61 252H62V255L63 254H66L68 257H66L67 259L66 260H68V258L70 259V257H72V256H75L76 254H78L79 256H78V258L80 257V260L79 261H81L83 264H85L86 262H88L87 261V259L90 257V256H93V254L95 255V253L97 254V253H99V255L101 256H107L106 254L108 253V251L109 250H111L112 248H114L113 246H115L116 244H118V242L119 241H117L118 240V237H119V235H121L122 233L120 232V230H119V232H120V234L117 232V228L116 227H114L115 226V219H110L111 218V215H110V217L109 218H107L108 220H106V218L105 219H103V215H102V221L101 220H99V219H101V218H99V216H101V214H103L105 211H103V208H93ZM127 207V206H126ZM161 207V206H160ZM175 207V206H174ZM65 208V207H64ZM69 208V207H68ZM72 208V207H71ZM104 208H106V207H104ZM134 208V207H133ZM156 208V207H155ZM165 208V207H164ZM74 209V208H73ZM151 209V208H150ZM157 209V208H156ZM166 209V208H165ZM218 209V208H217ZM6 210V209H5ZM16 210V209H15ZM39 210V209H38ZM110 210H113L112 208L111 209H108V211H107V213H109V214H111L112 212L110 211ZM130 210H131V208H130ZM133 210V209H132ZM154 210V209H153ZM158 210V209H157ZM169 210V209H168ZM167 210V211H168ZM216 210V209H215ZM214 210V211H215ZM68 211H70V209L68 210ZM67 211V212H68ZM120 211V210H119ZM129 211V210H128ZM148 211V210H147ZM180 211V210H179ZM178 211V212H179ZM198 211V210H197ZM196 211V212H197ZM61 212V211H60ZM64 212V211H63ZM67 212H65V214L67 213ZM71 212L72 211H70L69 213L71 214ZM113 212H114V210H113ZM131 212V211H130ZM130 212H128V214L130 213ZM137 212V211H136ZM161 212V211H160ZM177 212V211H176ZM177 212V213H178ZM221 212V211H220ZM14 213V212H13ZM69 213H68V215H69ZM85 213V212H84ZM106 213V212H105ZM144 213V212H143ZM159 213V212H158ZM163 213V212H162ZM60 214H62V213H60ZM126 214V213H125ZM133 214H134V212H133ZM133 214H131V215H133ZM154 214V213H153ZM152 214V215H153ZM167 214V213H166ZM175 214V213H174ZM181 214V213H180ZM67 215V216H68ZM73 215H75V214H73ZM77 215V214H76ZM130 215V214H129ZM139 215V214H138ZM177 215V214H176ZM198 215V214H197ZM221 215V214H220ZM33 216V215H32ZM60 216V215H59ZM66 216V215H65ZM158 216V215H157ZM7 217H8V215H7ZM63 217H64V214H63ZM105 217H106V215H105ZM220 216H218L217 217V220H220L221 218H222V216H221V218L220 219H218ZM223 217H225V216H223ZM11 218V217H10ZM64 218H67V217H64ZM63 218V219H64ZM74 218V217H73ZM113 218V217H112ZM115 218V217H114ZM119 218V217H118ZM121 218V217H120ZM127 218V217H126ZM137 218H139L138 216H137ZM168 218H169V216H168ZM178 218V217H177ZM200 218V217H199ZM207 218V217H206ZM61 219V218H60ZM84 219V218H83ZM117 219V218H116ZM124 219V218H123ZM161 219V218H160ZM173 219V218H172ZM175 219V218H174ZM174 219H173V223H174ZM224 219V218H223ZM11 220V219H10ZM66 220V219H65ZM104 220V221H103ZM157 220V219H156ZM192 220V219H191ZM203 220V219H202ZM204 220H205V218H204ZM209 220V219H208ZM21 221V220H20ZM71 221V220H70ZM99 221L102 223V225L103 226H101V227H99V226H97V224L99 223ZM120 221V220H119ZM149 221V220H148ZM161 221V220H160ZM172 221V220H171ZM179 221V220H178ZM214 221H216V219L214 220ZM213 221V222H214ZM32 222V221H31ZM40 222V221H39ZM58 222V221H57ZM60 222V221H59ZM121 222H122V220H121ZM124 222V221H123ZM130 222V221H129ZM133 222V221H132ZM155 222V221H154ZM163 222V221H162ZM168 222V221H167ZM187 222V221H186ZM198 222V221H197ZM221 222L223 223V220H221L220 221V223H217L218 225L219 224H221ZM12 223H14V222H12ZM83 223H84V220H83ZM82 223V224H83ZM153 223V222H152ZM151 223V224H152ZM172 223V224H173ZM178 223V222H177ZM183 223V222H182ZM32 224V223H31ZM59 224H58V226L57 227H59ZM131 224V223H130ZM134 224H136V223H133V225ZM155 224V223H154ZM161 224V223H160ZM171 223H169V225H170ZM184 224V223H183ZM187 224V223H186ZM216 223H214V225H215ZM47 225V224H46ZM52 225H54V224H52ZM99 225V224H98ZM127 225H128V223H127ZM139 225V224H138ZM213 224H212V226L213 227H215ZM223 225V224H222ZM40 226V225H39ZM51 226V225H50ZM116 226H118L117 224H116ZM126 226V225H125ZM140 226V225H139ZM153 226V225H152ZM177 226V225H176ZM179 226V225H178ZM177 226V227H178ZM193 226V225H192ZM53 227V226H52ZM55 227V226H54ZM56 227V228H57ZM127 227V230L130 228V230H132L131 228H132V224H131V226L129 225V226H126ZM134 227H135V225H134ZM134 227H133V229H134ZM138 227V226H137ZM164 227H165V225H164ZM166 227H167V225H166ZM220 227V226H219ZM223 227V226H222ZM221 227V228H222ZM136 228V227H135ZM146 228V227H145ZM160 228V227H159ZM184 228V227H183ZM203 228V227H202ZM205 228V227H204ZM210 228H211V225H210ZM216 228H217V226H216ZM12 229V228H11ZM110 229H111V231H110ZM138 229V228H137ZM141 229H144V228H141ZM140 229V230H141ZM148 229V228H147ZM155 229H156V227H155ZM170 229H172V227L170 228ZM180 229V228H179ZM178 229V230H179ZM212 229V228H211ZM215 229V228H214ZM7 230V229H6ZM57 230V229H56ZM109 232H108V231ZM126 230V231H127ZM129 230V231H130ZM135 230V229H134ZM140 230H138V231H140ZM165 230V229H164ZM173 230V229H172ZM196 230V229H195ZM198 230V229H197ZM209 230V229H208ZM47 231V230H46ZM53 231L55 232V230H54V228H53ZM122 231V230H121ZM126 231L124 232V235H125V233H126ZM133 231V230H132ZM137 231V230H136ZM135 231V232H136ZM153 231V230H152ZM171 231V230H170ZM174 231H176V228L174 229ZM173 231V232H174ZM211 231V230H210ZM51 232H52V230H51ZM108 232V233H107ZM128 232V231H127ZM142 232H143V230H142ZM172 232V233H173ZM177 232V231H176ZM182 232V231H181ZM13 233V232H12ZM43 233V232H42ZM56 233H57V231H56ZM102 233V234H101ZM130 233H133V232H130ZM139 233V232H138ZM147 233V232H146ZM153 233V232H152ZM206 233V232H205ZM208 233V232H207ZM58 234V233H57ZM134 234H136V233H134ZM140 234V233H139ZM163 234V233H162ZM199 234V233H198ZM215 234H216V232H215ZM15 235V234H14ZM56 235V234H55ZM151 235V234H150ZM164 235V234H163ZM175 235V234H174ZM58 236V235H57ZM123 236V235H122ZM126 236H128V235H126ZM125 236V237H126ZM129 236L131 237L132 236V234L130 235L129 234ZM147 236V235H146ZM149 236V235H148ZM201 236V235H200ZM220 236V235H219ZM231 236V235H230ZM10 237H11V235H10ZM16 237V236H15ZM50 237V236H49ZM51 237H52V235H51ZM99 238L97 241H96V238ZM121 237V236H120ZM119 237V238H120ZM124 237V236H123ZM123 237H121V238H123ZM153 237H156V236H153ZM166 237H168V236H166ZM175 237H176V235H175ZM177 237H179V236H177ZM17 238V237H16ZM59 238V237H58ZM128 238V237H127ZM149 238V237H148ZM157 238V237H156ZM159 238H161V237H159ZM1 239V238H0ZM124 239H126V238H123L122 239V241L124 240ZM166 239V238H165ZM169 239V238H168ZM176 239V238H175ZM178 239V238H177ZM191 239V238H190ZM204 239V238H203ZM223 239V238H222ZM148 240V239H147ZM146 240V241H147ZM153 240V239H152ZM201 240V239H200ZM3 241V240H2ZM125 241V240H124ZM134 241V240H133ZM170 241H171V238H170ZM180 241H182L183 242V240H181V238H180ZM179 241V242H180ZM4 242V241H3ZM168 242V241H167ZM186 242V241H185ZM5 243V242H4ZM11 243V242H10ZM125 243L126 242H124L123 244L125 245ZM1 244V243H0ZM122 244V245H123ZM137 244V243H136ZM142 244V243H141ZM215 244V243H214ZM59 245V244H58ZM129 245H130V243H129ZM148 245V244H147ZM170 245V244H169ZM201 245V244H200ZM10 246V245H9ZM57 246V245H56ZM139 246V245H138ZM146 246V245H145ZM153 246V245H152ZM166 246V245H165ZM202 246V245H201ZM217 246H218V244H217ZM79 247H81V249H78V251L80 250V252L79 253H75V251H77L76 249L77 248H79ZM112 247V248H111ZM115 247H120V246H115ZM122 247V246H121ZM126 246H124V247H122V249H120V250H124V249H126L125 248ZM223 247V246H222ZM5 248V247H4ZM11 248V247H10ZM52 248V247H51ZM111 248V249H110ZM137 248V247H136ZM172 248V247H171ZM194 248V247H193ZM198 248V247H197ZM2 249H3V247H2ZM8 249V248H7ZM56 249V248H55ZM128 249H129V247H128ZM138 249V248H137ZM141 249H143V247L141 248ZM153 249V248H152ZM151 249V250H152ZM203 249V248H202ZM212 249V248H211ZM160 250V249H159ZM58 251V250H57ZM113 251V250H112ZM115 251H116V249H115ZM125 251V250H124ZM139 251V250H138ZM143 251V250H142ZM141 251V252H142ZM5 252V251H4ZM52 251H50V253H51ZM59 252V251H58ZM58 252L56 253L57 255H58V257H59V254H58ZM60 252V253H61ZM152 252V251H151ZM158 252V251H157ZM196 252V251H195ZM48 253H49V251H48ZM122 253H124L123 251H122ZM140 253V252H139ZM138 253V254H139ZM193 253V252H192ZM198 253V252H197ZM2 254V253H1ZM54 254V253H53ZM154 254V253H153ZM158 254V253H157ZM50 255V254H49ZM99 255H97V257L99 256ZM142 255V254H141ZM167 255V254H166ZM180 254H178V256H179ZM186 255V254H185ZM199 255V254H198ZM248 255V254H247ZM61 256V255H60ZM120 256H121V253H120ZM204 256V255H203ZM45 257H46V255H45ZM57 257V256H56ZM57 257V258H58ZM77 257V256H76ZM94 257H96V255L94 256ZM216 257V256H215ZM55 258V257H54ZM127 258V257H126ZM152 258V257H151ZM161 258V257H160ZM56 259V258H55ZM90 259H91V261L93 260L92 259V257H90ZM132 259V258H131ZM137 259V258H136ZM149 259V258H148ZM159 259V258H158ZM167 259V258H166ZM185 259V258H184ZM187 259V258H186ZM197 259V257L194 259V260H196ZM201 259V258H200ZM57 260V259H56ZM64 260V259H63ZM62 260V261H63ZM78 260V259H77ZM77 260H76V262H77ZM89 260V259H88ZM125 260V259H124ZM132 260H134V259H132ZM145 260H146V258H145ZM152 260V259H151ZM151 260H149V261H151ZM155 260V259H154ZM7 261V260H6ZM79 261H78V263H79ZM95 261V260H94ZM94 261H93V263H94ZM97 262H98V260H96ZM117 261V260H116ZM187 261V260H186ZM203 261V260H202ZM54 262H56L55 260H54ZM57 262L58 263H60L61 262V257L59 258V260H57ZM56 262V263H57ZM90 262V261H89ZM113 262V261H112ZM132 262V261H131ZM135 262V261H134ZM177 262V261H176ZM209 262V261H208ZM6 263V262H5ZM56 263H54V264H56ZM57 263V264H58ZM63 263V262H62ZM67 263V262H66ZM65 263V264H66ZM82 263H79V264H82ZM99 263V262H98ZM120 263V262H119ZM142 263V262H141ZM157 263V262H156ZM166 263V262H165ZM164 263V264H165ZM189 263V262H188ZM206 263V262H205ZM253 263V262H252ZM69 264V263H68ZM87 264V263H86ZM91 264V263H90ZM95 264H97V263H95ZM112 264V263H111ZM114 264V263H113ZM121 264V263H120ZM148 264V263H147ZM162 264H163V262H162ZM198 264V263H197Z\"/></svg>","mask_w":264,"mask_h":264}]
</instances>
